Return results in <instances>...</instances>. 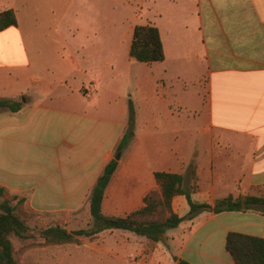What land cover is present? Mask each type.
<instances>
[{
  "label": "crops",
  "instance_id": "crops-1",
  "mask_svg": "<svg viewBox=\"0 0 264 264\" xmlns=\"http://www.w3.org/2000/svg\"><path fill=\"white\" fill-rule=\"evenodd\" d=\"M5 9L17 24L0 30V99L22 103L0 110V187L9 195L39 212H89L98 176L118 158L102 202L107 215L140 208L158 188L155 172L182 174L196 203L264 200V0H141V12L130 6L122 20L120 41L118 26L88 21L85 3L0 0ZM146 23L164 48L151 64L129 56L134 26ZM130 102L135 136L117 153ZM172 208L186 215V197L174 196ZM105 231L130 239L111 252L149 242ZM229 232L264 238V203L184 220L166 231V255L236 264L225 248Z\"/></svg>",
  "mask_w": 264,
  "mask_h": 264
},
{
  "label": "trees",
  "instance_id": "trees-1",
  "mask_svg": "<svg viewBox=\"0 0 264 264\" xmlns=\"http://www.w3.org/2000/svg\"><path fill=\"white\" fill-rule=\"evenodd\" d=\"M17 24L14 10L5 9L0 12V30ZM129 56L138 62L151 64L164 59V48L158 28L150 23L134 26ZM20 101L0 99V110L7 109L16 112L22 107ZM129 104V121L116 152L123 151L134 139V110ZM118 158H112L104 166L98 176L89 197V213L91 223L88 228L68 231L55 225L44 228L40 236L47 245H61L79 243L81 237H93L108 229L128 230L144 236L151 242H159L165 238L169 229L176 228L184 220H190L197 214L207 211L220 213L224 211H243L252 208L253 204L264 203V200L254 196H228L216 200L213 204L196 203L191 199L194 190L184 184V176L179 173L155 172L154 177L157 189L149 191L143 201L144 204L130 213L107 215L102 211V202L106 187L114 174ZM4 195L6 190L0 187ZM184 195L189 205V212L179 216L172 208L174 196ZM23 196L5 197L0 201V264H20L11 236L26 238L29 226L22 205ZM225 248L236 264H264V238L246 235L238 232H229L226 236ZM177 264H188L183 259H177Z\"/></svg>",
  "mask_w": 264,
  "mask_h": 264
},
{
  "label": "rangeland",
  "instance_id": "rangeland-1",
  "mask_svg": "<svg viewBox=\"0 0 264 264\" xmlns=\"http://www.w3.org/2000/svg\"><path fill=\"white\" fill-rule=\"evenodd\" d=\"M70 1L72 7H77L85 3L87 9L92 10V14L88 15V21L96 20L98 22L102 21L104 24H114V28L118 26L119 30L117 37L119 41L123 36L125 28L123 26L126 24L125 21L123 22L122 20L130 18L132 15V12L128 11L130 6L134 7L136 15L141 12V0ZM125 43L126 42H123L121 47L124 46ZM121 54L122 52L120 56ZM102 55L104 57L106 56L105 51H103ZM131 107L133 109V105ZM5 197L12 196L7 192L4 195L0 193V201ZM104 206L107 210L112 208L110 206L109 197L105 199ZM22 208L25 211L26 222L29 226L28 236L26 238L11 236L20 264H127V262L133 261H144L145 264L150 263V261H154V264H174L175 259L166 255L165 252L166 238L159 241L160 243L151 242L149 240V242H147V247L145 246L142 251L136 248L137 250L135 252L130 251L128 255L126 253H117V250L111 252L117 245H127L130 243L129 238H125L117 234L120 232L114 231H105L91 238L81 237L80 242L77 244H44V240L40 236V231L49 226L59 225L68 231L78 228H88L91 223V217L87 211L86 205L78 207L69 214L56 211L39 212L25 204L22 205ZM140 244L144 246V243ZM156 248H159V250L155 251Z\"/></svg>",
  "mask_w": 264,
  "mask_h": 264
},
{
  "label": "built area",
  "instance_id": "built-area-1",
  "mask_svg": "<svg viewBox=\"0 0 264 264\" xmlns=\"http://www.w3.org/2000/svg\"><path fill=\"white\" fill-rule=\"evenodd\" d=\"M85 94H86L87 97H90V96H91L90 92H87V91H86Z\"/></svg>",
  "mask_w": 264,
  "mask_h": 264
},
{
  "label": "water",
  "instance_id": "water-1",
  "mask_svg": "<svg viewBox=\"0 0 264 264\" xmlns=\"http://www.w3.org/2000/svg\"><path fill=\"white\" fill-rule=\"evenodd\" d=\"M118 157H119V155H118Z\"/></svg>",
  "mask_w": 264,
  "mask_h": 264
}]
</instances>
